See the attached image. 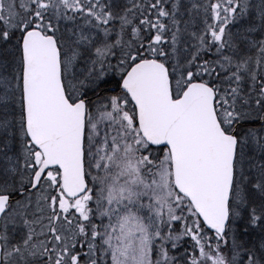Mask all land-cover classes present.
<instances>
[{"label": "snow or ice", "instance_id": "snow-or-ice-1", "mask_svg": "<svg viewBox=\"0 0 264 264\" xmlns=\"http://www.w3.org/2000/svg\"><path fill=\"white\" fill-rule=\"evenodd\" d=\"M0 264H264V0H0Z\"/></svg>", "mask_w": 264, "mask_h": 264}]
</instances>
